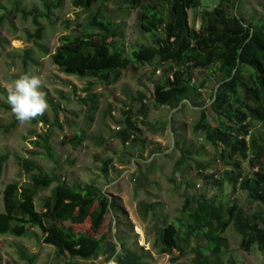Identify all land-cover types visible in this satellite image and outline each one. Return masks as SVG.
Listing matches in <instances>:
<instances>
[{
	"label": "rangeland",
	"instance_id": "1",
	"mask_svg": "<svg viewBox=\"0 0 264 264\" xmlns=\"http://www.w3.org/2000/svg\"><path fill=\"white\" fill-rule=\"evenodd\" d=\"M122 1H104L101 11L112 17L116 26L121 25L119 42L128 57L133 48L152 46V36L138 28L135 11H118L117 5ZM14 3H18L21 10L35 11L40 17L38 24L43 28L40 41L28 39L35 28L30 19L22 20L12 13ZM54 3V0H0V19H3L0 26V157H8L0 166V212L3 211L4 187L13 183L28 184L16 159L22 157L70 189L94 187L100 190L105 200L90 208V212L97 207L101 210L95 225L87 219L82 225L65 223L61 226L71 227L76 235L95 239L107 235L117 246L116 239L121 237L129 249L143 254V264H191L192 243L179 258L173 253L177 259L175 263L170 262L171 255H158L154 248L157 231L179 217L185 198L216 201L222 198L264 215L262 205L247 204L245 192L233 195L226 183L219 189L207 180L210 175L216 180L221 178L226 171H231L229 165L240 161L235 157L232 161H224L220 157L221 150L211 147L193 130L198 112L208 107L211 95L220 84L219 75L209 70H192L189 79L198 91V99L194 105L185 103L178 110L157 107L152 102L153 86L162 78V70L154 65L138 66L134 71L127 69L109 86L92 79L65 76L52 64L51 56L59 47L61 37H73L82 32L88 14L75 9L70 0H62L59 8L50 9L49 20L44 19V6ZM218 3L219 0H199V8L188 11L189 26L198 30L203 11L211 12ZM96 8L93 6L91 11ZM241 13L246 20L252 18L253 23L264 20V0L243 1ZM26 51H29L28 56ZM26 72L40 76L41 90L46 93L49 107L44 115L29 124L18 123L9 130L14 115L7 103L6 85ZM249 74L247 70L246 77ZM142 106L145 118L139 117L136 121L141 134L123 145L117 134L123 128L122 113L129 109L135 114ZM208 122L213 124L210 113ZM45 133L50 134L53 161L43 155L42 149L31 145L34 141L41 143L35 135ZM251 133L264 142L260 125H253ZM78 135L83 136V142L75 147L72 141ZM239 167L244 178H250L256 171L247 161H240ZM54 187L53 184L48 190L38 192L34 199L36 211L41 210L43 200L50 197ZM112 199L117 204V213L108 207ZM87 204L88 200H84L76 213H81ZM142 205L152 208L145 221L142 220ZM224 237L230 249L223 259L225 264L229 259L236 264H262L257 252L246 253L240 249V239L231 228ZM20 255L25 260L20 259ZM54 255V249L42 243L41 234L35 229L23 238L0 236V264H51ZM102 263L100 256L84 264Z\"/></svg>",
	"mask_w": 264,
	"mask_h": 264
},
{
	"label": "trees",
	"instance_id": "2",
	"mask_svg": "<svg viewBox=\"0 0 264 264\" xmlns=\"http://www.w3.org/2000/svg\"><path fill=\"white\" fill-rule=\"evenodd\" d=\"M104 1L108 0H70L75 9L88 14V19L79 35L59 39L60 45L51 56L52 64L65 76L92 79L103 86L116 83L127 69L134 71L138 66L154 65L162 70V78L153 86L152 102L171 110H178L185 103H196L198 91L189 79L192 70H209L219 75L215 98L213 100L211 95L208 107L198 112L193 130L211 147L219 148L224 161L235 157L247 161L256 171L250 178H244L239 171L240 161H236L229 165L231 171H226L221 178L216 180L210 175L207 180L219 189L226 183L233 195L245 192L248 205L264 207V142L251 133L252 126L257 124L262 127L264 136V20L253 23L252 18H244L241 10L245 0H219L211 12L203 11L202 22L195 30L189 26L188 11L198 9L199 0H124L117 5L118 11H135L138 28L152 36V46L133 48L126 57L123 44L119 42L121 25L116 26L112 17L103 14ZM54 2V5L44 6V19L49 20L50 9L59 8L62 0ZM93 6L97 8L91 11ZM12 13L22 20H31L35 30L28 34L29 40H41L43 28L38 24L40 17L35 11L21 10L19 4L14 3ZM2 23L1 18L0 26ZM25 54L28 56L29 51ZM208 113L213 116V124L208 122ZM122 115L123 128L117 134L124 145L141 134L136 121L139 117L145 118V107L135 114L126 109ZM18 123L14 116L9 130ZM35 137L41 143L34 141L31 145L42 149L43 155L53 161L50 134ZM75 138L72 142L78 147L83 136ZM30 154L38 156L35 152ZM7 159V155L0 157V166ZM16 159L28 184L13 183L4 187L0 236L23 238L28 231L37 230L42 243L54 249L51 264H84L100 256L102 264L113 258L116 264H143V254L129 249L121 237L116 239L120 246L117 253L116 243L107 235L95 239L76 235L71 227L61 226L65 223L82 225L87 219L95 225L101 210L97 207L90 212V208L105 200L100 190L94 187L70 189L31 161L22 157ZM53 184L50 197L44 199L41 210L36 211L34 199L38 192L48 190ZM84 200H88V204L81 213H76ZM108 207L117 213L115 200H110ZM150 207L141 206L142 220H146ZM263 218L259 212H251L222 198L219 201L185 198L179 217L157 231L154 248L158 255H171L170 262L175 263L173 253L179 258L192 243L191 264H225L223 259L230 249L224 234L231 228L240 239V249L246 253L257 252L264 264ZM228 264L236 263L229 259Z\"/></svg>",
	"mask_w": 264,
	"mask_h": 264
},
{
	"label": "clouds",
	"instance_id": "3",
	"mask_svg": "<svg viewBox=\"0 0 264 264\" xmlns=\"http://www.w3.org/2000/svg\"><path fill=\"white\" fill-rule=\"evenodd\" d=\"M41 88L40 76L27 72L6 85L7 103L21 125L29 124L47 111L46 93ZM107 264H116V260L113 258Z\"/></svg>",
	"mask_w": 264,
	"mask_h": 264
},
{
	"label": "water",
	"instance_id": "4",
	"mask_svg": "<svg viewBox=\"0 0 264 264\" xmlns=\"http://www.w3.org/2000/svg\"><path fill=\"white\" fill-rule=\"evenodd\" d=\"M220 85V84H219ZM219 85L215 88V90H214V92H213V100H214V98H215V95H216V91H217V89H218V87H219ZM120 251V246H117V253Z\"/></svg>",
	"mask_w": 264,
	"mask_h": 264
}]
</instances>
